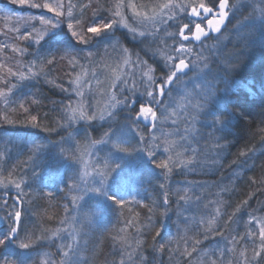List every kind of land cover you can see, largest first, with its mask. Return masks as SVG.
I'll return each instance as SVG.
<instances>
[{
	"label": "trees",
	"instance_id": "trees-1",
	"mask_svg": "<svg viewBox=\"0 0 264 264\" xmlns=\"http://www.w3.org/2000/svg\"><path fill=\"white\" fill-rule=\"evenodd\" d=\"M152 1L154 0H142ZM72 2L76 4L74 13L78 14L81 11L80 5L88 4L89 0ZM217 2L218 0H212L205 3L213 7ZM101 3L111 4L112 1L101 0ZM91 13L90 8L86 15L90 16ZM22 14L26 15L25 8ZM107 17H110L109 14L102 11L91 17L90 21L104 20ZM182 24H188L187 20ZM4 28V23L0 22V45H8L7 49H0V64L3 65L0 67V92L4 93L0 96V180L8 178L21 182L23 178L26 185L23 191L29 195L25 196L22 205H18L23 212L21 231L14 236L12 242L9 239L11 222L0 208V240H4L0 244V260L7 259L15 264H42L49 258L60 259L53 254L59 251L60 244H64L66 240L60 234L67 225L61 223L66 216L65 206L69 209L67 215L70 220L73 212L71 197L78 195L69 192L67 188L71 180L79 182L74 160L68 157L69 151L72 148L78 150L75 147L76 140L80 141L82 132L84 135L87 133L88 138L96 140L99 133L107 128L88 127L83 123L66 127L62 106L72 103L73 93L47 83L42 73L41 76H29L27 79H21L18 75H7L9 68L13 72L19 70L29 73L28 68L32 72H40L39 58L52 53H76V42L67 36L63 28L35 48L26 44L29 52L25 55L13 52L14 47L24 45L14 39L17 33L12 35ZM240 35L241 37L234 42L230 40L216 53L206 51L205 48L215 36L199 45L191 41L185 42L193 49V53L206 57L202 61L210 63L214 69L210 75L216 81L215 98L209 101L207 109L199 117L198 138L191 144L176 142L169 153L158 152L148 162H137L133 173L124 169L112 175L106 199L100 195L87 197L78 213L81 229L78 230L77 241L71 244V249H64L66 252L72 251L66 258V264H112V261L118 262L122 258L121 252L123 259L127 260L131 253L132 264H141L135 255L137 241L146 242L144 247L147 251L144 255H148L149 264H157L158 260H163V264H171L168 252L161 256L149 247L158 228V239L161 242L185 236L190 241H203V233L217 227L222 230L224 225H229L232 230H236L239 225L238 230L241 233L246 230L247 215L243 218L236 216L234 223L228 218L235 212L236 205L253 191L247 177L259 176L260 165L264 163V140L260 139V135L264 133H259V129L264 128V19L246 26ZM5 40L7 41L4 42ZM134 46L138 45H132V48L142 54V50ZM30 61H37V66L32 67ZM154 64L157 77L162 79L165 73L160 62L157 60ZM73 73L67 62L63 61L53 67L49 79L69 87ZM6 84L14 85L10 92ZM170 91L171 87L167 93ZM31 100H39L40 103L32 104L29 102ZM21 102L29 109L28 112L19 106ZM139 102L141 101L137 102V107ZM33 115L37 116L36 122L30 120ZM5 116L7 120L4 119ZM8 120L13 123H8ZM35 123H39L40 127L35 126ZM59 124L63 125L58 127ZM44 127H52L54 130L46 131ZM217 142L222 144L219 156L215 153ZM62 147L66 149L65 153L61 151ZM34 148L36 151L33 155ZM249 148L253 150L246 156L238 157L239 152ZM193 149L198 153L196 158L201 161V166L195 171L181 165L180 168H174L165 179L163 170L153 162L166 159L169 155L173 159L186 161L192 159ZM185 150L186 155L183 154ZM177 153L181 155L177 157ZM234 160L236 163L232 164ZM9 173L12 175L9 176ZM161 184H164V189ZM222 189H227V192L216 195ZM2 191L4 189L0 186V192ZM164 191L170 193L167 204L163 201ZM41 192H52L53 196H41ZM8 193L10 197H15L16 189L9 186ZM178 195L184 196L185 200L179 203ZM112 196L120 200L133 196L136 200L132 204L127 203L120 210L119 205L110 199ZM257 199L264 200V195L251 201L253 207H258ZM9 203H12L11 199ZM148 208H153L154 211L149 213ZM165 209L167 212L162 215ZM242 214H246V210L242 209ZM257 215L261 213L257 212ZM125 219L132 223L125 225ZM35 226L36 236L41 234L40 229L43 228L48 230L50 239L37 240L30 247L21 248L20 240L31 234ZM57 229L60 230L59 237H52L51 233ZM210 240L211 243L204 241L202 246L214 248L218 243L222 244L219 237L212 239L210 236ZM175 246L174 243L172 247ZM180 246L183 247V244Z\"/></svg>",
	"mask_w": 264,
	"mask_h": 264
},
{
	"label": "snow or ice",
	"instance_id": "snow-or-ice-1",
	"mask_svg": "<svg viewBox=\"0 0 264 264\" xmlns=\"http://www.w3.org/2000/svg\"><path fill=\"white\" fill-rule=\"evenodd\" d=\"M14 4H20L21 6H27L31 9H43L51 14V17L45 15H31L28 16H18V20H23L24 24L22 27H16L14 29L15 33L18 35L14 37V39H18L24 47L13 48V52L28 53L29 48L26 46L27 42H36L41 41L47 32L55 27L56 23L66 22L68 29L71 31L72 36L75 37L77 41L82 43H86L91 35L99 33L104 29H111L114 25H122L125 28H128L129 31L138 34L140 36H144L146 34H150L156 37L154 51L165 61L170 62L172 64V72L168 75L167 81L160 82L156 75V70L150 66L147 60H141L138 55L133 53L130 49L119 45L113 44L110 47L113 52L117 53V59L122 60L125 66H133L138 69L140 72V79L137 81L135 79L136 72L128 73V76H131L132 82L129 84L128 79L121 78L119 74H113V78L111 79V83L109 87L104 88V95L109 98V103L105 106V108L99 109V115L97 116V109L93 105L91 101L85 99V93L81 90L82 84L80 88L71 87L72 84H77L80 82V76L77 75L75 79H70L69 87H64L63 84H57L54 79H49L51 75V71L55 65L60 62L66 61L67 66L71 68L72 72H75L77 67L83 68V65L79 63L80 59H85L91 62L93 58L98 55V53L88 52L84 55H79L72 51H63L61 53H52L47 56H43L39 58V65L41 66L40 72H32L31 68H28L27 71L30 73V77L41 76L45 78L46 82L69 91L71 93H75L80 99L77 101L75 107L71 105V102L67 105H63L62 109L65 110L67 114V121H77V120H93L96 118L103 119L105 116L111 114V111L108 109L116 108L117 105L124 103H131L134 100L135 94L138 92L137 84L144 88L143 94L146 97L152 98L153 101H156L158 98L163 97L164 95V87L166 82H170L176 75V72L186 68L190 61H186L184 56L192 55L193 49L188 47L186 43H182L187 39L194 38L199 40L203 35L206 34L207 31H219L223 23L225 22L228 12V0H219L218 9L215 11L212 7L208 6L205 3V0H166L165 3L156 4L152 8L151 15L147 11L140 12L138 8L147 9L148 5H138L135 3V0H116L115 5L101 3V0H95V4H93V0H89V3L86 5H80L81 11L78 14H74V8L76 5H73L71 0H11ZM92 9V13L90 16L86 15L88 9ZM131 9L132 15L129 18H125V13L122 10ZM107 12L110 16V19L107 22L100 24H91L90 19L93 16H96L100 12ZM187 11L193 16H200L201 14H211L206 20L207 31L205 30V24L197 23L194 26V31H191V26L188 24H181L176 29L175 33L173 31H169L171 28V23L177 17L181 15V13ZM13 15L18 14H5V18L9 19ZM128 20H131L133 23L139 21L140 26L147 24L149 21L151 22V30L150 31H140L137 33V29L135 27H129ZM77 29H79L77 31ZM190 34V35H189ZM177 37L179 39L177 40ZM173 41L172 44H169L168 41ZM177 43L179 46L177 47ZM8 45H0V49H7ZM136 55V59L133 60L132 56ZM196 58L198 60H204L206 57H203L199 54H196ZM178 61V62H177ZM32 67L37 66V61L29 62ZM0 67H3L0 64ZM7 75L10 76H20L21 79H26L29 77H25L24 72L17 71L13 72L11 68L8 69ZM10 92L14 85H5ZM109 88L112 91H109ZM126 93H131V95H127ZM4 93L0 92V96H3ZM122 97V98H118ZM7 102V101H6ZM32 104H39V100H31L29 101ZM153 105V103H149ZM20 107L24 109L25 112H28L29 109L25 108L24 102L20 103ZM199 107V105L192 100L186 98V103L182 106L184 112V123L189 125L188 128L184 129V135L180 136L181 142H183L186 136L189 134L190 129L192 132L195 131V109ZM157 108L154 110L152 106H145V104H141L139 110L134 114L136 118L143 120H149L151 117L150 123L155 122L157 119H161V122H165L168 119L175 117V111L169 112L167 109L165 112L161 113V117L157 116ZM7 120V116L4 117ZM31 122L37 121V116L33 115L30 117ZM8 123H13V121L8 120ZM172 123L175 124L176 120L172 119ZM63 124H59L60 127ZM35 126L40 127L39 123H35ZM155 123H153V129H155ZM138 127V126H137ZM46 131H53L52 127H44ZM179 131V130H178ZM259 133H264V128L259 129ZM140 137L145 145L144 150L148 153L149 156H153L156 152V149L160 147L158 141V137H151V145H149V141L145 139L142 132H140ZM260 139L264 140V135H260ZM100 141L93 140L91 144L81 149L80 156H76L74 151L68 154V157L74 161L79 160L83 161L84 156H90L91 153L88 151V148L91 145L98 144ZM77 145H79V141H77ZM116 148L120 149L124 152L132 151L128 147H124L120 143H116L114 145ZM173 145L167 144L164 147V152L169 153L173 150ZM222 148V144L217 142L215 144V153L219 156L220 150ZM253 148H249L247 151H241L238 153V157L246 156ZM36 149H33V155ZM63 153L66 152L65 148H61ZM183 154H187V150ZM181 155L177 153V157ZM198 153L195 149L192 150V159L181 161L178 159H173L171 155H169L166 159L154 160L153 162L157 165L158 168L163 170L165 173V179H167L168 175L173 172L174 168H180L181 165L186 167H190L193 171L198 166H201V161L197 159ZM33 159V157H32ZM236 160L232 161V164H235ZM89 165L85 162V168ZM95 168V170L100 174V180L95 182L98 186L89 185L86 181L77 182L75 180H71L69 182L67 188L69 192L77 193L78 195H73L71 197V203L73 205L72 211L76 209L79 205V201L84 197V195L88 192L100 193L104 190V186L108 180V176L112 171L117 167L115 164H109L107 161L104 162V171L100 170L98 164L91 165ZM27 169H25L26 171ZM12 173H9L11 176ZM85 176L88 175L87 171L84 173ZM239 180V177H236ZM247 182L250 186H253V191L248 194L246 199H243L236 205L235 212L229 216L230 222H235V217L239 216L243 218L244 215L248 216L247 221H245L247 227L246 230L241 233L239 232L237 226L236 230H232L229 225H224L221 227L213 228L203 233V241L200 239H195L190 241L186 236L180 239H168L165 242H161L158 237L160 235V229L155 230V235L152 236V244L149 247L157 254L163 256V253L168 252V260L171 264H264V200L257 199L256 204L258 207H253L251 201L259 195H264V163L260 165V175L249 176L247 177ZM0 186L3 187L4 191L0 192V208L5 211L6 216L9 218L11 222V234L16 236L21 231L22 224V216L23 212L18 208V205H22L24 203L25 196L29 195V193H25L23 188L26 187L25 180L21 178V182H15L11 179L5 178L4 180H0ZM9 186H12L16 189L15 197H10L8 193ZM203 186V185H201ZM164 184H161V188L164 189ZM63 191V189H62ZM227 192V189H222L220 193L216 195H223ZM41 196L52 197V192H41ZM12 200V203H9V200ZM110 199L114 200L117 205H119L120 210L125 208V205L128 203L127 200L117 199L115 196L110 197ZM170 200L169 191L163 192V201L167 204ZM184 196L178 195V202L184 201ZM199 200V197H197ZM147 207V205H145ZM242 209L246 210V214H242ZM248 209H251L250 211ZM149 213L154 211L153 208H148ZM69 209L65 206V218L61 221V223H68ZM165 212L162 215H165ZM257 212L261 213V215H257ZM75 219V217H72ZM149 222L151 223V218H149ZM125 225H130L132 222L125 219ZM36 227L32 231L31 234L25 235L20 240L21 248H28L30 245L35 243L37 240L41 239H50L48 235L47 229H40L41 234L36 236ZM123 231V229H122ZM235 231V234H233ZM60 230L57 229L51 233L52 237H59ZM210 236L212 239L219 237L221 243H218L214 248H205L203 247L204 241H209ZM24 240H29V243H25ZM4 240H0V244H3ZM137 251L135 255L140 259L141 264H149L148 255L145 256L144 253L147 249L144 247L146 242L137 241ZM175 243V247L172 245ZM183 244V247L180 245ZM191 244V247H189ZM65 248H72L71 244H60L59 251L53 254L54 256H59L60 259L49 258L47 261H43L42 264H66V258L72 253L64 251ZM121 259L117 261H112V264H132V254L130 253L128 259H123V253L121 252ZM0 264H15L14 261H10L7 259L0 260ZM157 264H163V260H158Z\"/></svg>",
	"mask_w": 264,
	"mask_h": 264
},
{
	"label": "rangeland",
	"instance_id": "rangeland-1",
	"mask_svg": "<svg viewBox=\"0 0 264 264\" xmlns=\"http://www.w3.org/2000/svg\"><path fill=\"white\" fill-rule=\"evenodd\" d=\"M111 1V4H113L114 6L116 0ZM209 1L211 2L212 0H205V2ZM228 1L229 10L227 19L221 26L214 40L210 42V44H207V46L205 47L207 48L206 51H210L211 53H216L220 48L225 47V45L230 40L234 42L235 40H237V38L241 37L240 34H242L246 26L252 23L256 24L257 22L264 19V0ZM125 2H127V0H125ZM165 2L166 0H154L152 2H142V0H135V3H137L138 5H148L147 9L141 7L138 8V11H147L149 15H151L152 8L156 4ZM185 2H187V0H185ZM0 4H4V6H0V22L4 23V29H6V31H9V33L12 35H16L14 31L16 27H22V25L24 24L23 20H18V16H28L29 14H31L36 16L45 15L51 17V14L46 10L31 9L26 5L21 6L20 4H14L11 2V0H0ZM73 5L76 4L73 3ZM24 8L26 9V15L22 14L24 12ZM75 10L76 7L74 8V12ZM122 11H124L126 19L131 17L132 12L130 8ZM5 14L18 15H13L9 19H6ZM188 15L189 13L187 11L181 13L179 17L172 21L169 31H173V33H175L178 26L181 25L185 20H187L188 24L190 22L191 24H195L194 19H190ZM109 19L110 17L104 18V20L93 19L90 21V23L100 24L107 22ZM128 23L129 27H135L137 29V33H139L140 31L151 30L150 21L143 26H140L139 21L133 23L131 20H128ZM61 28L64 29V32H66L67 36H69L73 41L76 42L78 47L76 48L77 51L75 49V52L77 54L84 55L88 52L98 53V55H96L91 62L82 59L84 61H80L79 63L83 65V68L78 67L73 73L72 78L75 79L77 75L80 76V82L77 84H72V87L80 88V85L82 84L81 90L85 93V99L91 101L96 107L97 116L99 115V109L105 108V106L109 103V98L104 95L103 90L104 88L109 87L111 79L113 78V74L121 75L122 79L126 77L129 81V84H131L133 78L131 76H128V73L136 72L135 79L137 81H139L140 79L139 70L131 65L125 66L122 60H118L117 53L112 51V48L110 47L111 45L119 44L130 49L133 53L138 55L141 60H147L150 66L154 69V62L156 63V61L158 60L161 64L162 71H164L165 73L162 79L158 78L160 82L167 81L168 75L172 72V64L165 61L154 51L156 40L155 36L150 34L140 36L129 31L128 28H125L119 24L114 25L111 29H104L97 34L91 35V38L86 43H82L80 41H77L75 37L72 36V33L68 29L66 22H60L56 23L55 27L51 28L41 41H39L38 43L29 41L27 42V45H31L35 48L47 37L58 34ZM78 30L79 29H77V31ZM178 39L179 37H177V40ZM6 41L7 40H5L4 42ZM185 42L186 40L182 41V43ZM168 43L172 44L173 41L169 40ZM132 45H138V47H134L140 48V50H142V54L139 53L138 50L133 49ZM178 46L179 44L177 43V47ZM25 54L27 53H24L23 55ZM198 54L200 55V53ZM136 55L132 56L133 60L136 59ZM182 58H184L186 61H190L188 64L189 70L182 75H179L175 79V81L171 85V91L168 93L166 91V82L163 97L158 98L156 101H153L150 97H146L143 94L144 88L137 84L138 92L135 94L134 100L131 103L117 105L114 109H108V111H111V114L105 116L103 119L96 118L91 121L77 120L69 121L68 123H66L67 114L64 110L63 116L66 127H75L77 124L83 123L88 127L97 128L101 126L102 128H107L101 131L97 136L96 141H100V143L91 145V147L88 148V151L91 153V155L84 156V162H81L79 160L74 161V166L78 171L79 182L86 181L89 185L98 186L95 184V182L100 180V174L91 165L98 164L101 171L105 170V161H107L109 164L117 165V167L108 176V180L102 192H88L84 195L81 201H79V205L72 212L69 222L60 232V234L62 233V238H66L67 240H65L64 244H72L77 241L78 230L81 229V225L79 223L80 217L78 213L81 210L80 206L82 202L87 199V197L94 198L100 195L102 198L106 199L107 189L111 186L110 182L112 179V175L119 173L124 169H128V172L133 173L135 164L137 162H148L152 159L153 156H149L143 148L145 147V145L141 140L140 132H142L145 139L149 141V145H151V137H158L157 143H159L160 147L156 149L155 153L160 152L159 154H167L163 150L166 146V143L174 146L175 144L181 142L180 136L184 135V129L189 127V125L184 123V112L182 109V106L186 103V98L192 100L193 103L196 102L199 107L195 109V131L192 132L190 129L189 134L186 136L183 142L191 144L193 140L198 138L197 125L200 122L199 117L207 109L209 101L215 98L216 90L214 88V85L216 81L210 75L214 71V69L210 66V63L207 64L202 60H198L195 53H193L192 55H186ZM24 75L25 77H29L30 73H24ZM109 91H112V89L109 88ZM73 94L74 98L71 105L75 107L77 101L80 98L76 96L75 93ZM126 94L129 96L131 95V93ZM118 98L122 97L118 96ZM138 101H141L139 102L140 105L144 103L146 107L152 106L154 110H156L157 108L158 117H161V113L165 112L167 109H169V112L174 110L176 115L175 117H172L165 122H161V119H157L155 122H153L156 125L155 129H153V123H150L151 117H149V120H143V118L138 119L134 115L140 107V105L138 107L136 106ZM149 103H153V105H150ZM172 119L176 120L175 124L172 123ZM86 135H84V133L82 132L79 141L80 146L77 145V143L75 145L78 150L76 149L77 151H74V154L78 157L81 154V149L90 145L91 141L94 140L93 138H88ZM116 143H120L124 147H128L133 150L129 152L121 151L114 146ZM74 149L75 148H72L69 153H72ZM85 162L89 165L87 168H85ZM85 171H87L88 173L87 176L84 175ZM130 177L132 179V175H130ZM126 200L129 201L128 204H132L136 199L133 196H130L129 198H126ZM72 217H75V219H72ZM9 239H11L10 241L12 242L14 236L10 234Z\"/></svg>",
	"mask_w": 264,
	"mask_h": 264
},
{
	"label": "water",
	"instance_id": "water-1",
	"mask_svg": "<svg viewBox=\"0 0 264 264\" xmlns=\"http://www.w3.org/2000/svg\"><path fill=\"white\" fill-rule=\"evenodd\" d=\"M218 6H219V2H218V4H217V6H216V9H218ZM228 10H229V1H228L227 12H228ZM188 16H189L190 19H197V18H198V16H193V15H191L190 13H189ZM226 19H227V18H226ZM225 21H226V20H225ZM224 23H225V22H224ZM205 30L207 31L208 29L206 28ZM217 33H218V31H207L206 34L203 35L199 40L190 37L189 39H187V41H191V42L194 43L195 45H199V44H201L202 41L208 39V38L211 37V36H215ZM188 70H189V68H188V66H187L186 68H184V69H182V70L176 72L175 77H174L170 82H167L166 89L168 90V89L170 88V86H171L172 82L175 80L176 76H178V75H182L183 73L187 72Z\"/></svg>",
	"mask_w": 264,
	"mask_h": 264
},
{
	"label": "flooded vegetation",
	"instance_id": "flooded-vegetation-1",
	"mask_svg": "<svg viewBox=\"0 0 264 264\" xmlns=\"http://www.w3.org/2000/svg\"><path fill=\"white\" fill-rule=\"evenodd\" d=\"M217 6V5H216ZM216 6H213V10L215 11L216 10ZM202 16H199L197 19H194V23L197 24V23H200V24H205V29L207 28L206 27V20L207 18H211L209 17L211 14H201ZM195 24H191V22L188 24L191 26V30H195L194 29V26ZM224 24V23H223ZM190 35V34H189ZM187 41V40H186ZM169 90V89H168ZM167 91V90H166Z\"/></svg>",
	"mask_w": 264,
	"mask_h": 264
}]
</instances>
